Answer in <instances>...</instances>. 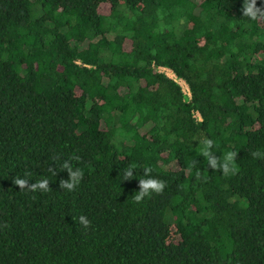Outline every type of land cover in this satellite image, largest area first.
<instances>
[{"label": "trees", "instance_id": "16d2710c", "mask_svg": "<svg viewBox=\"0 0 264 264\" xmlns=\"http://www.w3.org/2000/svg\"><path fill=\"white\" fill-rule=\"evenodd\" d=\"M243 4L0 0V264H264V14Z\"/></svg>", "mask_w": 264, "mask_h": 264}, {"label": "clouds", "instance_id": "9594fccd", "mask_svg": "<svg viewBox=\"0 0 264 264\" xmlns=\"http://www.w3.org/2000/svg\"><path fill=\"white\" fill-rule=\"evenodd\" d=\"M243 15L250 20H257L260 18L262 14H264V8H260L256 6V0H244L243 8H242ZM200 143L202 144L201 148V155L206 157L208 160V165H211V168L213 170H219L223 169V174L228 175L229 173L235 174L238 171V168L235 164V159L237 157L236 152H227L223 155L221 158H216L213 156V153L210 151V149L213 146V141L210 139H201ZM253 157H259L261 156V153L259 152H253ZM75 159H78L76 157ZM64 169H68L71 175V179L69 181H61L60 187L61 188H67L69 190H72L77 186L82 178V173L80 169H76L75 171L72 170V167L68 163H64L63 165ZM145 175L148 176L151 172L150 168H146L144 170ZM28 174H26L27 176ZM133 178V168L129 167L125 173H124V179H132ZM14 184L18 185L20 189L28 188L29 190H43L47 191L49 188V181L47 179H43L42 181H38L35 184H28L27 179H20L16 178L14 180ZM165 187V182L155 179V178H147V179H140L139 180V188L140 191L137 192L133 199L137 202L141 201L144 197L151 195V193H160L163 191ZM79 222L85 226H90V221L85 216L79 217Z\"/></svg>", "mask_w": 264, "mask_h": 264}, {"label": "rangeland", "instance_id": "374dc122", "mask_svg": "<svg viewBox=\"0 0 264 264\" xmlns=\"http://www.w3.org/2000/svg\"><path fill=\"white\" fill-rule=\"evenodd\" d=\"M110 36L112 37L113 34H111ZM161 68L164 69V72H165L167 75H169V76L175 78V75L173 74V72H172L170 69L165 68V67H161ZM178 82L182 85V87H183L184 90H187V87H188V86H187V84H186L183 80L178 79Z\"/></svg>", "mask_w": 264, "mask_h": 264}, {"label": "built area", "instance_id": "2783aa9c", "mask_svg": "<svg viewBox=\"0 0 264 264\" xmlns=\"http://www.w3.org/2000/svg\"><path fill=\"white\" fill-rule=\"evenodd\" d=\"M160 71L164 72V69L160 67ZM175 78H176V77H175ZM187 86H188V85H187ZM183 90H184V89H183ZM184 92H185L189 97H191V92H190L189 86L187 87V90H184ZM197 117H198L199 119H201V116H200L199 112H197Z\"/></svg>", "mask_w": 264, "mask_h": 264}]
</instances>
